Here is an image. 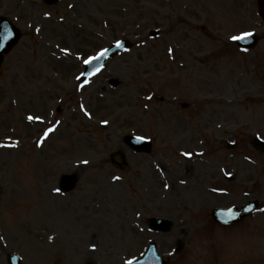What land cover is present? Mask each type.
Returning a JSON list of instances; mask_svg holds the SVG:
<instances>
[{"label":"rangeland","instance_id":"rangeland-1","mask_svg":"<svg viewBox=\"0 0 264 264\" xmlns=\"http://www.w3.org/2000/svg\"><path fill=\"white\" fill-rule=\"evenodd\" d=\"M2 12L19 20L24 36L0 67V264L14 252L22 264H124L151 240L168 264H264V152L249 144L264 137V23L256 0H61L52 7L0 0ZM250 30L262 39L243 52L231 39ZM120 38L133 48L78 93L74 76L85 59ZM109 78L123 83L112 87ZM58 104L68 120L37 148L23 115L50 117ZM16 127L25 144L4 146L19 137ZM134 129L154 141L152 156L137 159L144 167L137 193L108 182L105 159ZM180 136V150L202 153L176 155ZM232 140L239 147L229 149ZM153 159L162 165L160 186L152 183L159 180ZM71 172L75 189L56 194L60 175ZM254 198L260 208L242 222L211 221L213 208ZM145 215L174 227L153 232Z\"/></svg>","mask_w":264,"mask_h":264},{"label":"water","instance_id":"water-1","mask_svg":"<svg viewBox=\"0 0 264 264\" xmlns=\"http://www.w3.org/2000/svg\"><path fill=\"white\" fill-rule=\"evenodd\" d=\"M259 9H260V12L264 18V0H259ZM17 39V35H15L10 41H8V45L5 47V49H0V54L2 55L3 52H6L8 51V48L10 47L11 44L14 43V41ZM127 45L126 42H123L120 46L119 49L125 47ZM114 50L111 48L107 53L104 54L103 58L107 57L108 54H114L115 52H113ZM0 55V57H2ZM89 72V71H88ZM71 183V182H70ZM70 186L73 185V184H69ZM253 205H251L250 207H246L244 209H237V213H230L229 214V222H233V221H237L239 219H241L242 217L246 216L247 214H249L253 209ZM230 212V211H229ZM164 223L165 227L164 229L167 230L169 227H170V224H167L165 222H162ZM149 259L151 261H153V264H159V262L157 263V259L155 257V246H152L150 249H149V252H148V256Z\"/></svg>","mask_w":264,"mask_h":264},{"label":"snow or ice","instance_id":"snow-or-ice-1","mask_svg":"<svg viewBox=\"0 0 264 264\" xmlns=\"http://www.w3.org/2000/svg\"><path fill=\"white\" fill-rule=\"evenodd\" d=\"M252 35V33L251 32H244L241 36H233L232 37V39L233 40H239V39H243V38H246V37H249V36H251ZM119 43V42H118ZM105 52L107 51V50H104ZM103 53H101V55H102ZM91 59V58H90ZM86 63H89L90 62V60L89 61H85ZM29 119H33V117H29ZM36 119H39V117H36ZM104 123H107V121H105ZM48 131H52V129H49ZM45 135H47V133H45ZM185 155H191V153H185ZM84 163H88V161H84ZM57 191H58V189H57ZM93 247H95L94 245H93Z\"/></svg>","mask_w":264,"mask_h":264},{"label":"bare ground","instance_id":"bare-ground-1","mask_svg":"<svg viewBox=\"0 0 264 264\" xmlns=\"http://www.w3.org/2000/svg\"><path fill=\"white\" fill-rule=\"evenodd\" d=\"M0 181H1V179H0Z\"/></svg>","mask_w":264,"mask_h":264}]
</instances>
